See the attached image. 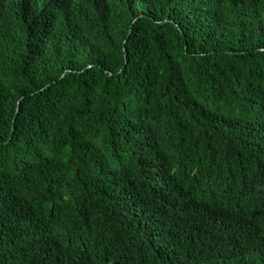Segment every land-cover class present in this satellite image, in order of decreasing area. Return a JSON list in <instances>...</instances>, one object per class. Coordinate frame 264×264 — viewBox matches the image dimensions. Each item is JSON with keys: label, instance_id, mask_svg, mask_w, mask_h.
<instances>
[{"label": "trees", "instance_id": "trees-1", "mask_svg": "<svg viewBox=\"0 0 264 264\" xmlns=\"http://www.w3.org/2000/svg\"><path fill=\"white\" fill-rule=\"evenodd\" d=\"M0 264H264V0H0Z\"/></svg>", "mask_w": 264, "mask_h": 264}]
</instances>
